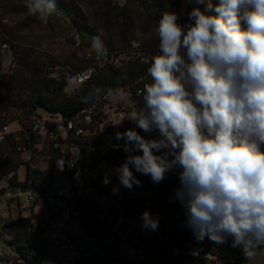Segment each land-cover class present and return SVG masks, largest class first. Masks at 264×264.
I'll return each instance as SVG.
<instances>
[{
    "label": "clouds",
    "instance_id": "1",
    "mask_svg": "<svg viewBox=\"0 0 264 264\" xmlns=\"http://www.w3.org/2000/svg\"><path fill=\"white\" fill-rule=\"evenodd\" d=\"M24 7L46 25L58 5L24 0ZM179 21L174 11L162 13L143 105L122 119L156 136L135 128L116 134L129 153L119 179L129 189L140 184L130 165L154 184L178 170L175 197L186 227L197 240L224 244L231 237L250 259L264 246V0H194L188 22ZM91 47L97 58L107 55L102 28ZM105 95L127 93L116 87ZM142 219L145 228L158 227L148 212Z\"/></svg>",
    "mask_w": 264,
    "mask_h": 264
},
{
    "label": "trees",
    "instance_id": "2",
    "mask_svg": "<svg viewBox=\"0 0 264 264\" xmlns=\"http://www.w3.org/2000/svg\"><path fill=\"white\" fill-rule=\"evenodd\" d=\"M86 1L87 5L82 0H57L61 12L54 14L49 23L59 17L65 18L74 31L80 51L91 50L90 57L87 56L88 53L82 57H78L76 53L62 57L23 36L25 30L42 24L27 14L24 0H0V180L5 179L8 187L31 185L38 192L50 187L47 185L42 188L45 183L43 173L31 169L29 163L25 181L18 180L16 154L35 145L36 137L31 132V124L36 117L60 115L65 120L82 125L84 115L90 112L93 117V125L88 127L91 135L72 134L68 140L69 144L78 147L86 155L87 150L94 144H99L102 139L98 127L105 121L103 107L110 98L105 95L108 88H124L131 105L141 107L144 84L151 82L147 69L152 57L159 53V39L156 32L155 37L142 43L137 42L139 45L134 47L132 42L136 40L131 35L135 25L138 20L143 19L156 30L165 11L178 13L179 22L185 24L190 12L187 0H124L123 3L120 0ZM6 15L24 18H19L10 26ZM101 28L105 45L110 48L107 51L119 58L118 65L95 59L91 37ZM113 28L119 31V43L108 44L106 35ZM3 44H7L12 53L8 70H4L1 65ZM86 71L91 72L90 78L73 94H68L65 88L71 84L73 76ZM97 90H101L99 99L94 96ZM13 122H17L25 134L23 151H17V133L3 131L4 127L8 128ZM128 129L130 128H117V131L124 133ZM155 136L153 133L147 138ZM45 154L49 156L51 163L62 169L69 181L67 199L72 198L77 202L79 216L70 217L66 222L70 224L71 220L83 216V228L92 242L91 247L83 249L82 243L77 241L80 256L73 264H185V260L197 264H248L249 259L243 256L242 249L231 246V237L224 244H216L207 237L197 240L186 227L185 208L175 197V190L180 187L178 170L170 171L162 182L154 184L150 176L136 172L130 165L140 184L134 183L131 189L122 185L123 190L119 194L108 191L109 208L116 217L115 221L109 223L98 219L102 212L100 204L75 198L71 174L65 167L57 165L55 156ZM128 155L118 150L104 158L97 157V160H105L118 169ZM145 212L159 214L156 219L158 227L155 230L134 227L132 237L135 241L130 237L123 242L118 233L124 232L128 223L140 220ZM34 218V215L31 218L18 215L0 230V235L11 238L8 245L14 247L15 254L26 264H36L38 259L51 252L43 231L35 225ZM122 246L127 247V254L121 249ZM175 248L193 249L199 256H177L173 253ZM139 252L144 255L143 260L139 259ZM207 255L212 257L211 260L207 259Z\"/></svg>",
    "mask_w": 264,
    "mask_h": 264
},
{
    "label": "built area",
    "instance_id": "3",
    "mask_svg": "<svg viewBox=\"0 0 264 264\" xmlns=\"http://www.w3.org/2000/svg\"><path fill=\"white\" fill-rule=\"evenodd\" d=\"M134 47L139 44L136 41L132 42ZM7 44L2 45V49H7ZM91 56L90 53L87 54ZM98 62L109 61L114 65L120 63L118 57H114L107 51V55L102 58H95ZM91 76L90 71H86L73 76L71 83L79 88L82 86ZM141 91H139L140 93ZM130 103L129 110H121L116 112L115 118L122 120L126 114L132 109ZM125 120V119H124ZM123 120V121H124ZM93 125V117L90 112L86 113L82 120V125H77L74 121L65 120L60 115L51 117L42 115L36 117L31 124V132L36 137L35 145H41L42 152L50 153L56 157V163L59 166L65 167L66 171L71 174V181L74 187V196L77 200L92 201L98 203L102 207V212L98 215V219L105 222H113L116 220L114 212L108 207L107 209L100 202L103 194H108V188L110 186L113 175L110 169L113 165L108 164L107 161H98L97 157L104 158L110 155L112 152L120 150L124 154L123 149L125 142L117 140L112 135L106 133V127L104 123L98 127L99 133L102 134V139L99 144H94L87 150V154H83L81 150L69 144L68 140L72 134L79 136H90L91 133L88 127ZM130 129L135 128V125L127 126ZM141 135L148 137L149 134L143 133L140 129L135 128ZM3 131L8 132V128L4 127ZM15 140L19 143L17 151H23V140L16 136ZM142 154V153H132ZM58 161H62V164H58ZM107 180V183H105ZM6 180H0V202L4 201L8 206L14 205L17 208L18 215L24 218H31L33 215L35 225L43 231V237L45 238V232H47L51 238V242H48V247L52 251L51 247L57 249L63 256L71 257L74 260L80 256L77 241L72 238L69 231L68 223L70 217H78V211L76 209L77 202H74L72 198L67 199V191L59 188H49L43 192L37 190L21 191L20 187L11 188L4 185ZM36 205H43L44 209L41 213H36L34 208ZM60 218L58 217V215ZM153 219L159 217L158 213L150 214ZM144 221L141 218L138 221L128 223L125 231L118 233L123 242H126L132 235H134V227L145 228ZM132 228L133 233L129 235V228ZM135 241V238H131ZM131 243V242H130ZM173 253L177 256L197 258L198 252L193 249L180 250L175 248ZM207 259L211 260V256L207 255ZM144 255L139 252V259L143 260ZM0 264H26L20 257L10 250L0 246ZM36 264H47L43 258L37 260ZM153 264V263H150Z\"/></svg>",
    "mask_w": 264,
    "mask_h": 264
},
{
    "label": "rangeland",
    "instance_id": "4",
    "mask_svg": "<svg viewBox=\"0 0 264 264\" xmlns=\"http://www.w3.org/2000/svg\"><path fill=\"white\" fill-rule=\"evenodd\" d=\"M84 5H87L86 0H82ZM124 0H120V3H123ZM193 4H188L189 9L191 10ZM60 9L57 8L56 13H60ZM55 13V14H56ZM61 15V14H59ZM8 20V24L13 26L15 22L24 17H12L10 15L5 16ZM23 36L30 42L39 43L46 49L52 50L59 56H68L76 53L78 57H82L86 53H91V50L85 49L80 51V45L76 42V37L74 36V31L70 27L69 22L63 18L59 17L48 24L35 25L30 30H25ZM119 31L115 28L111 29L109 33H107V43H119L118 41ZM156 36V30L152 29L143 19L138 20L137 24L134 27L133 33L131 35L132 39H135L136 42L142 43L149 40L152 37ZM118 44H115L117 46ZM107 49H110L109 46H106ZM93 53V52H92ZM12 61V53L10 49L2 50V61L1 65L4 70H8ZM79 88L75 87L72 83L66 86L65 91L68 94H73ZM130 108V100L128 95L123 97L119 95H113L108 98L106 105L103 107V111L105 114L104 125L106 127V133L112 135L116 138V134L118 133L117 128H127V126L132 125L134 123L125 119L117 120L115 118V114L121 110H129ZM8 132H15L17 136H19L23 141L25 139V134L21 131L20 125L17 122H13L8 127ZM2 139V133H0V140ZM124 140V139H120ZM125 141V140H124ZM16 163L19 165L17 174L19 182H24L26 179L27 173V163L31 169H36L43 173L44 182L42 188H45L49 185L51 188H59L64 191H67L70 188L69 181L67 177L64 175L61 168L55 166L50 162L49 156L42 152L41 145H32L29 149L21 152L20 154H16ZM113 178L111 180L108 191H111L113 194H119L123 190L122 183L119 179V172L116 167H112L110 169ZM4 185L8 186V183L5 181ZM14 188V187H10ZM100 202L107 209L110 205V197L109 194H103ZM43 205H36L34 210L36 213H41L43 211ZM18 216L17 208L14 205L8 206L4 201L0 202V230L5 223L9 221H14ZM62 216V215H61ZM83 216H80L77 220H71L69 227L72 238L76 241L82 243V248L87 249L91 247L92 242L87 237L85 230L82 225ZM129 235L133 233L132 228H129ZM45 238L51 242V238L47 232H45ZM11 238L7 235H0V246L10 250L12 253L14 252V247L8 245V241ZM52 251L50 254L43 257L47 264H73L74 259L71 257L63 256L57 249L51 247ZM126 254L128 253V249L126 246H122L121 248ZM184 263L188 264H197L192 263L191 261L185 260ZM248 264H264V247L256 249L255 255L249 259Z\"/></svg>",
    "mask_w": 264,
    "mask_h": 264
},
{
    "label": "water",
    "instance_id": "5",
    "mask_svg": "<svg viewBox=\"0 0 264 264\" xmlns=\"http://www.w3.org/2000/svg\"><path fill=\"white\" fill-rule=\"evenodd\" d=\"M21 191H34L35 189L33 188V186L31 185H25V186H22L20 187Z\"/></svg>",
    "mask_w": 264,
    "mask_h": 264
},
{
    "label": "crops",
    "instance_id": "6",
    "mask_svg": "<svg viewBox=\"0 0 264 264\" xmlns=\"http://www.w3.org/2000/svg\"><path fill=\"white\" fill-rule=\"evenodd\" d=\"M49 188H51V187H49ZM60 216H61V215L59 214L58 217L60 218ZM68 227H69V224H68ZM69 230H70V227H69Z\"/></svg>",
    "mask_w": 264,
    "mask_h": 264
}]
</instances>
